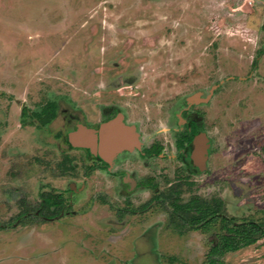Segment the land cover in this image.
Listing matches in <instances>:
<instances>
[{
  "label": "rangeland",
  "instance_id": "rangeland-1",
  "mask_svg": "<svg viewBox=\"0 0 264 264\" xmlns=\"http://www.w3.org/2000/svg\"><path fill=\"white\" fill-rule=\"evenodd\" d=\"M186 109L210 140L202 166L176 147ZM116 126L130 167L91 170L71 135ZM152 143L161 157L140 158ZM54 193L68 213L44 221ZM193 197L264 218V0H0V264H206L219 226L172 208ZM224 264H264V239Z\"/></svg>",
  "mask_w": 264,
  "mask_h": 264
},
{
  "label": "trees",
  "instance_id": "trees-1",
  "mask_svg": "<svg viewBox=\"0 0 264 264\" xmlns=\"http://www.w3.org/2000/svg\"><path fill=\"white\" fill-rule=\"evenodd\" d=\"M57 110V104L49 102L39 113H34V118L40 127H45L57 117ZM23 112L25 114L26 111ZM43 196L41 213L48 216L60 214L65 204L64 197L60 194ZM172 208L173 213L182 218L185 224L201 229L205 233L219 226L206 256V264H224L226 255L264 239V218L238 223L234 217L225 216L222 199L206 201L193 197L186 203L173 202Z\"/></svg>",
  "mask_w": 264,
  "mask_h": 264
},
{
  "label": "flooded vegetation",
  "instance_id": "flooded-vegetation-1",
  "mask_svg": "<svg viewBox=\"0 0 264 264\" xmlns=\"http://www.w3.org/2000/svg\"><path fill=\"white\" fill-rule=\"evenodd\" d=\"M200 100L201 99L198 96L196 99L191 100L190 103L195 104L196 102H200ZM187 113H188V109L182 112L183 125L178 130L179 139L176 142V147L180 149V152L186 151L187 154L186 157L188 156L191 157V153L194 149V145L196 141L200 137H204L207 140V147L205 148L204 151L200 150L198 154L201 158H204L206 155L209 154V150L211 147L210 140L206 138L207 135L205 136V133H203V131L200 128V122H199L200 118L198 117L199 114L194 112L193 113L194 115L191 118L187 119L186 116ZM131 136H132L131 132L127 127L116 126L112 129L110 133L105 134L100 131L98 133V137L93 138L90 132L86 128L82 127L78 129L77 133L71 135V142L73 145H77V146L80 145L85 147L84 150H87L91 155L96 154L95 157L99 159V163L95 167L91 168V170L96 169L100 172L109 173L114 171V168H117L116 170L118 171L121 170L123 171V170H127L130 167L129 161L126 160L127 158L129 159V157L127 156H129L131 152L130 151L132 147L130 142L132 139ZM95 139H96V144L94 146ZM109 149L115 151V153L117 154L116 157L113 158V160L110 159V154L108 153ZM120 150L122 152H119ZM136 151L138 152L140 158L152 159V158L161 157L163 152V147L159 143H152L149 147L145 149L137 148ZM125 181H126V177L122 178V182ZM152 182H153L152 178H148L147 181H145V183L137 184L135 182H129L127 186L130 187V190L133 191L139 187L150 189L152 187L151 185ZM57 194L63 196L62 193H57ZM52 195H56V193ZM64 201H65L64 208L60 214L55 216H48L42 214L39 209L38 213H36V216L44 221H53L59 219L60 217L66 216V214L68 213L66 209L69 207V205L66 203L65 197H64Z\"/></svg>",
  "mask_w": 264,
  "mask_h": 264
},
{
  "label": "water",
  "instance_id": "water-1",
  "mask_svg": "<svg viewBox=\"0 0 264 264\" xmlns=\"http://www.w3.org/2000/svg\"><path fill=\"white\" fill-rule=\"evenodd\" d=\"M197 97H198V96L193 97V98L196 99ZM193 98H192L191 100H193ZM94 142H95V143H94V146H95V144H96V139L94 140ZM194 147H195V149H194L195 151H194V153H193L192 158L194 159V161H196V164H197V165L202 166L201 164L204 163V160H203V158H201L198 154H199V151H200V150L204 151L205 148L207 147V140H206L204 137H200V138L196 141Z\"/></svg>",
  "mask_w": 264,
  "mask_h": 264
}]
</instances>
